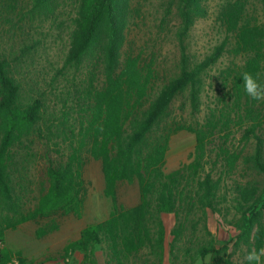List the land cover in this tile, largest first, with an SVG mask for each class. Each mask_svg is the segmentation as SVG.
I'll use <instances>...</instances> for the list:
<instances>
[{"label":"trees","instance_id":"1","mask_svg":"<svg viewBox=\"0 0 264 264\" xmlns=\"http://www.w3.org/2000/svg\"><path fill=\"white\" fill-rule=\"evenodd\" d=\"M50 1L33 0V9ZM250 1H223L218 19L225 37L197 61L186 41L195 22L208 15L205 0H171L180 20L179 57L167 76L153 53L128 40L131 0H78L63 69L81 67L82 81L74 85V106L62 112L61 141H53L50 130L42 134L43 96L23 98L10 56L0 53V264H98L95 248L105 264H164L165 213L175 218L171 264L207 255L210 264H264V9L260 15ZM226 54L232 61L220 71L217 102L201 123L181 121L175 101L183 98L199 113L202 75ZM180 131L195 136L192 160L166 173L169 143ZM84 154L101 163L109 216L86 225L58 256L13 254L6 231L43 221L36 230L41 238L58 229L60 217L79 215ZM31 159L33 176L24 182L17 166ZM227 181L238 233L231 247L217 248L205 220L208 210L220 213L227 201ZM123 182L137 183V205H118ZM202 221L210 241L197 240Z\"/></svg>","mask_w":264,"mask_h":264},{"label":"rangeland","instance_id":"2","mask_svg":"<svg viewBox=\"0 0 264 264\" xmlns=\"http://www.w3.org/2000/svg\"><path fill=\"white\" fill-rule=\"evenodd\" d=\"M170 1L131 0L128 17V40L133 42L136 50L144 48L147 53H153L160 72L167 76L173 74L179 57L176 31L180 20L176 7L169 6ZM223 1L225 0H205L208 15L195 22L186 41L188 53L193 60L203 59L224 39L225 34L218 19V8ZM250 2L251 8L260 9V15H262L264 9L262 0ZM77 4L78 0H51L47 6L33 9V0H0V53L10 56L13 62V74L21 83L22 97L43 96L45 108L41 132L43 135H46L49 130L55 133L52 136L53 141H61L57 129H60L58 125L62 119V112L74 106V85L78 86L82 81L81 67L63 69L70 33L74 29ZM230 61L232 58L226 54L203 73L200 112L193 114L186 100L178 98L173 106L176 117L192 125L203 121L208 107L217 102L216 99L220 95L221 86L218 80L220 71ZM58 70H62V73L59 74ZM56 75V80L51 85L50 80ZM67 92L70 94L67 95ZM74 117L72 113L69 123L73 125ZM36 136V142L40 143L41 138L39 135ZM194 148V134L187 131L174 134L166 155L165 172L170 173L190 163ZM32 164L31 159L20 162L17 166L24 182L27 176L29 178L30 175L33 176ZM81 173L85 195L79 215L70 214L60 217L58 229L41 238L36 236V230L43 221L27 222L6 231L5 246L13 254L19 252L28 259L49 257V255L58 256L69 242L79 237L86 225L103 221L109 216L112 202L104 195L105 184L101 163L88 154H84ZM229 183L227 181L222 189V193L227 195V201L225 200L218 207L220 213L208 210L206 214L205 223L212 233L217 248L225 243H231V247L238 233L231 224L235 211L232 208ZM116 199L118 205L124 208L137 205L139 202L137 183H120L116 190ZM161 216L165 226L164 264H171L169 246L175 218L173 214L165 213ZM205 223L203 221L200 223L196 234L197 240L201 242L211 240L206 235ZM93 254L98 264H105L101 250L95 248ZM74 257L81 259L82 255L77 253ZM262 257H264V250ZM210 263V255L197 258L194 262L187 260V264Z\"/></svg>","mask_w":264,"mask_h":264}]
</instances>
